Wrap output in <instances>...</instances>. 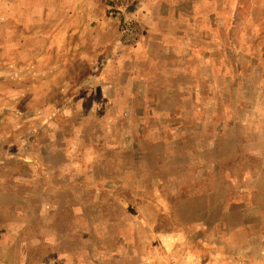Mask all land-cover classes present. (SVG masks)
<instances>
[{
    "label": "rangeland",
    "instance_id": "obj_1",
    "mask_svg": "<svg viewBox=\"0 0 264 264\" xmlns=\"http://www.w3.org/2000/svg\"><path fill=\"white\" fill-rule=\"evenodd\" d=\"M139 2L141 39L70 84L36 0L0 40V264H264V0Z\"/></svg>",
    "mask_w": 264,
    "mask_h": 264
},
{
    "label": "crops",
    "instance_id": "obj_2",
    "mask_svg": "<svg viewBox=\"0 0 264 264\" xmlns=\"http://www.w3.org/2000/svg\"><path fill=\"white\" fill-rule=\"evenodd\" d=\"M3 4H8V1L0 0V29L3 27L6 29L4 40L0 36L2 44L7 42V36H10L9 28L12 30L14 27L21 28L25 19L22 10L25 0L18 2L21 8H14L16 15L12 18L3 16ZM137 8L135 14L144 29V25L146 26L153 14L140 2ZM262 16H264L263 9ZM8 19L10 23L7 22ZM166 20L170 19L166 17ZM152 21L154 22V19ZM157 31L162 32L161 29ZM260 31L263 32L264 27ZM20 32L18 29L16 34ZM259 32H253L251 35L260 37ZM127 49H129L128 46L121 43V32L120 29L118 31V26L108 22L102 0H36V58L47 63L50 77L56 79L53 80L55 85L63 81L65 84H70L72 80L70 74L73 72L82 73L96 62L97 58L108 63L113 60L110 56H119L120 50H124V53ZM6 51H8L7 46L0 47V52ZM38 62L36 59V64ZM7 67L8 65H2L1 69L6 70ZM41 83L45 81L42 79Z\"/></svg>",
    "mask_w": 264,
    "mask_h": 264
},
{
    "label": "built area",
    "instance_id": "obj_3",
    "mask_svg": "<svg viewBox=\"0 0 264 264\" xmlns=\"http://www.w3.org/2000/svg\"><path fill=\"white\" fill-rule=\"evenodd\" d=\"M102 1L105 4L108 22L116 24L120 29L121 43L124 46L136 44L142 37V28L140 21L135 17V0Z\"/></svg>",
    "mask_w": 264,
    "mask_h": 264
}]
</instances>
